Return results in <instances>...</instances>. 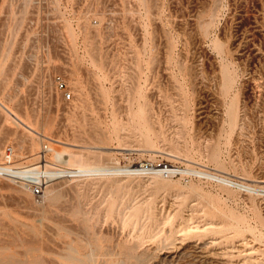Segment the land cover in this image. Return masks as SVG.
I'll list each match as a JSON object with an SVG mask.
<instances>
[{
    "label": "rangeland",
    "instance_id": "rangeland-1",
    "mask_svg": "<svg viewBox=\"0 0 264 264\" xmlns=\"http://www.w3.org/2000/svg\"><path fill=\"white\" fill-rule=\"evenodd\" d=\"M79 3L0 0V100L49 138L94 147L79 149L87 151L81 167L106 168L53 175L39 196L0 178V245H19L23 256L16 241L32 239L33 227L41 241L65 236L84 254L83 239L97 230L101 242L114 234L141 248L170 242L184 224H209L182 242L219 237L211 248L223 264H264V184L257 183L264 180V0H174L161 16L147 6L135 26L144 39L129 41L102 39L86 18L94 9ZM168 32L177 39H152ZM1 109L0 162L11 146L18 166L69 170L53 152L39 157L46 141ZM139 164L141 173H126ZM157 164L177 169L155 175ZM80 218L86 232L76 227ZM57 221L71 232L53 235ZM150 233L156 237L146 242Z\"/></svg>",
    "mask_w": 264,
    "mask_h": 264
},
{
    "label": "bare ground",
    "instance_id": "bare-ground-1",
    "mask_svg": "<svg viewBox=\"0 0 264 264\" xmlns=\"http://www.w3.org/2000/svg\"><path fill=\"white\" fill-rule=\"evenodd\" d=\"M214 65H213V67H215ZM215 68H217V67H215ZM215 70H217V69H215ZM196 72L197 71L195 70V73ZM202 83H203V81H202ZM0 107L6 112V114L8 115V117L11 118V120L14 123V125L16 124L18 126H21V129L23 128L25 131H27L29 133V135H32L34 137L33 138L32 136H30V138H33L34 140H38V141H46L47 144L50 143L53 146V147H50L49 144H48L49 151L50 152H53V156H52V160L53 161H58V162H61V163L71 164L69 170H64V171H61V170L60 171L59 170L57 171L56 169L52 168L51 166H49L47 164H43L41 166V169L40 170H39V165L38 166H29V167L28 166H22V167L31 168L29 171H27L30 174H32L34 176H37V177L38 176L51 177V176L56 175L58 173H65V176L67 177L68 175H76L77 172H84V171L93 172L92 170L104 171V169L106 168L105 167L103 169L101 167H90V168L89 167H85V168L84 167H81V166L84 165L83 164L84 163L83 162L84 159H83L82 155H85V153H87V151H85L84 153L81 152L82 154H80L79 151H81V150H79V149L80 148H85V149H88L89 150L90 148H94V147L81 146V145L76 144V142L74 143L73 141H72L73 143H69V142L67 143L66 141L65 142L64 141H59L60 139L59 140H55V139L49 138V137L45 136L44 133L38 132L39 130L38 131L37 130H34L31 127V125H29L28 123H25V121L22 120L21 117H19V116H17V114H15L16 112H12L11 110H9L7 108V106H5V104L2 103L1 100H0ZM4 111H2V112H4ZM5 125H6V123H5ZM33 139H32V141H33ZM76 141H78V140H76ZM31 143H33V142H31ZM33 147L34 146H32V148ZM35 147H34V149H35ZM54 148H56V149H54ZM106 149H109V148H106ZM110 149L113 150L114 148H110ZM97 151H99V150H97ZM101 151H100V153H101ZM102 153H105V152H102ZM109 153H107V154H109ZM171 157H173V156H171ZM175 159H176V156H175ZM173 162H174V160H173ZM106 164H108V163H106ZM176 167H173V165H171V166H166V165L161 166V165H158L157 164V165L153 166L152 168H150V171H151V173H153L155 175L156 174H165V173L166 174H172L177 169ZM42 168H44V169L42 170ZM130 168H129V171L126 172V173H130L131 171L132 172L133 171L134 172L142 171L144 169V165H140V164L138 166L132 165ZM147 168H149V167H147ZM21 171H24V170H21ZM147 171H149V170H147ZM27 172H25V173H27ZM21 173L24 174V172H21ZM139 173H141V172H139ZM262 179H263V177H262ZM222 180L229 182V179H226V177H225V179H222ZM257 183L264 184V180H259ZM241 184H243V186H245L246 189H253V187H255L254 185L251 186L250 184H245V183H241ZM44 185H45V183H44ZM22 187H24V186H22ZM259 188H261V187H259ZM43 189H44V187H43ZM20 191L22 192L23 190H20ZM16 192H17V190H16ZM29 209L30 208H28V210ZM44 212H42L41 214H43ZM77 213H78V211H77ZM45 215H46V213L43 214V216H45ZM72 215H70L71 216V219L74 217V215H73V217H72ZM85 218H80V223L82 221H84ZM81 219H82V221H81ZM85 220H87V219H85ZM59 222L57 223V225H55L54 230H52L53 229V226H50V227H52V229H50L51 231L50 230H47L49 228L44 229V230H47V232L48 231H50V232H52V231L54 232L55 231L54 233L52 232L53 235H55V236H56V234L61 235V232L62 231L63 232H66V233L67 232H71V230H70L71 228L70 229H66L65 226H67V225H65V226L64 225H61V224H64V223L62 222L61 224H59ZM54 224H56V223H54ZM159 224H161V223H159ZM69 225H71V224H69ZM157 225L158 224H156V225H154V227L153 226L152 227L153 228H156ZM209 226H210L209 224H205L203 226H200V225H189L187 223V224H184V226L181 227V228H178V229L177 228L176 229L174 228L175 230L173 229V232L171 234L172 235V239H170L171 240L170 242L167 241V242H164V243L162 242V243H157V244H154V245H146V246H143L141 248H140L139 245L142 242L139 244V242H140L139 240H136V241L133 240L134 242H132V243H127L125 241H123V242L122 241L121 242H115L117 236H115L116 238L114 240L113 239L114 234H113V236H109V237L107 235L104 237L102 234H100V235H102L104 237L103 238V241H102L104 243L103 244L101 241L98 240L99 238L97 236H95V235H97V232H98V230H97V232L95 231L96 233H95L94 236H89L88 235L90 233L89 232L87 234L88 236L83 239L84 241L82 240L84 243L81 242L83 244L81 247H84L86 249V252L84 254H81L78 251L77 248L78 247L80 248V244H78V242H77V244L79 246L78 245L76 246L73 243L74 239H72L73 241L72 240L71 241H67V240L65 241V240H63L64 238L66 239L65 236H64L63 239H60V240H55L53 238L52 239L51 238L50 239L47 238V239L50 240L49 243L47 242L48 243L47 244L45 242L47 240H45V241L42 240L47 245H45L44 242H43L44 243L43 244L42 241H41V238H39V237H42V236H38L39 233L35 229H33V227L30 226L32 229L30 227H28V228H30V231L29 230L28 231L30 233H32L31 234L32 237H31V235L28 234L29 232L27 233V236H30V238H32V239H30L31 240L30 241L29 240V237H28L27 240H29L30 242L29 241L28 242H25V240L23 242V240L21 241L19 239H17L19 241H16L15 240L16 242H20V245H22L21 248L23 247L22 248L23 251L22 250L21 251L23 252V256H21V255L18 254L20 250L17 253V250L15 249L19 245H17V246L14 245L15 248L13 247V249L15 251H13V250H11L8 247V245H10V244L12 245L14 243H11L10 242V244H8L9 243L8 242V243H6V245H7L6 246V245H4L5 242L2 240L4 243L2 242L3 244L0 245V264H87L86 262H89V263L92 264V262H94V257L95 256H99V255H100L99 257L102 256V258H101L102 259V262L100 264H223L222 259L219 257V256L222 255V252L221 251H214V249L211 248L214 244L217 243L218 239H220L219 237H218V239L211 238L210 240H204V241H195V242L194 241H190V242H187V243H183L182 242L183 241V238L185 236H187L188 234H199V233H201V232L206 231L207 229H209ZM35 227H37V226H35ZM38 227H39V225H38ZM71 227H72V225H71ZM76 227L77 228L81 227V230L82 231L84 230V232H86V229L87 230L89 229V228H87L89 226L87 225L86 222H82V225L76 226ZM26 228H27V226H26ZM77 228H76V230L75 229H73V230L77 231ZM96 229H98V227ZM44 230H41V231L46 233V231H44ZM73 230H72V233L71 234L74 233ZM79 230H80V228H79ZM150 230H151V228H150ZM154 230H156V229H154ZM154 230L152 229V231H154ZM104 231H106V230H104ZM42 232H40V233H41V235L44 236V233L42 234ZM92 232H94V231H92ZM145 232H146V230H145ZM52 233H51V235H52ZM102 233H105V232H103V230H102ZM136 233H137V231H136ZM13 234H12V236H13ZM46 234H45V236H46ZM48 234H47L46 237H48ZM108 234H110V233H108ZM127 234L128 233H126L124 235L127 236ZM156 234L157 233H150L148 235L146 234L145 237H144L145 240H146V242H148V241L151 242L156 237ZM7 235H9V234H7ZM115 235H117V234H115ZM74 236H76V234ZM79 237L81 238V236H79ZM99 237H101V236H99ZM135 237L136 236H134V238ZM15 238H17V236ZM70 238H72V237H70ZM12 241H14V239ZM162 241H164L163 238H162ZM101 243L103 245L107 246L106 247V250H104L103 252L100 250L102 248V244ZM19 256H21V257H19ZM189 258H193V259L192 260H189ZM73 261H75V262L73 263Z\"/></svg>",
    "mask_w": 264,
    "mask_h": 264
},
{
    "label": "built area",
    "instance_id": "built-area-1",
    "mask_svg": "<svg viewBox=\"0 0 264 264\" xmlns=\"http://www.w3.org/2000/svg\"><path fill=\"white\" fill-rule=\"evenodd\" d=\"M174 0H79L80 6L85 10L94 9L87 13L88 24L100 29L102 39L113 41H129L144 39L141 30L135 26L143 22L147 6L151 9L153 16H161L169 10V4ZM152 39H177L176 33L168 32L163 37L155 35ZM57 88L61 91L64 100L71 98V93L61 81H57ZM50 153L48 144L42 143L38 152L39 157L45 159ZM14 150L11 146L4 148L2 161L0 162V178L10 180L18 185L25 186L32 195L39 196L44 183L49 177L34 176L30 174L31 168L21 167L15 164ZM56 169V167H53ZM41 169L39 165V170ZM44 168H42L43 170ZM24 170V171H21ZM57 171L59 169H56ZM21 172H24L22 174ZM27 172V173H25ZM166 174V173H165ZM72 177V175H68ZM229 182L246 188L243 184L229 179Z\"/></svg>",
    "mask_w": 264,
    "mask_h": 264
}]
</instances>
